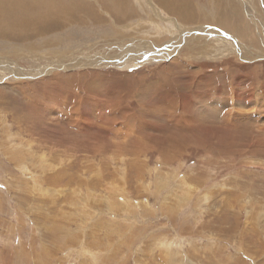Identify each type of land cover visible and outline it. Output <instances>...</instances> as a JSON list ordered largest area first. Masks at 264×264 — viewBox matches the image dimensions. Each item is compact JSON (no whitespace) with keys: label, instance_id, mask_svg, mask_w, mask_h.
<instances>
[{"label":"rangeland","instance_id":"obj_1","mask_svg":"<svg viewBox=\"0 0 264 264\" xmlns=\"http://www.w3.org/2000/svg\"><path fill=\"white\" fill-rule=\"evenodd\" d=\"M166 2L0 40V264H264V0ZM68 51L106 62L40 74Z\"/></svg>","mask_w":264,"mask_h":264},{"label":"bare ground","instance_id":"obj_2","mask_svg":"<svg viewBox=\"0 0 264 264\" xmlns=\"http://www.w3.org/2000/svg\"><path fill=\"white\" fill-rule=\"evenodd\" d=\"M84 1V2H83ZM82 2L80 0H70V4L68 5V3L66 2V0H62V3H60V0H0V40L4 38L11 43L10 41H17L16 43L18 44H25L27 43V41L31 38H35L38 36H43L44 40L45 39V35L50 34V33H54L57 31H62L63 29H66L65 27H69L67 26L68 24L73 23L75 25H83L82 23L87 21L89 17L94 18V21L99 22L104 20L106 17L109 16V18L111 17H115V14H122L121 16H124V12L128 11V7H125L123 9H121L120 7L124 6V4L127 2V0H125L124 2H122L121 0H83ZM102 1H106L107 4L104 5L102 7ZM157 2H159L161 5H164L166 8H172L170 5L166 4L167 0H156ZM165 1V2H164ZM175 1V0H174ZM177 1V0H176ZM186 0H179L178 4H176V10L177 11H186L187 17L189 18L190 15L192 14H188L187 9L184 7ZM82 5H81V4ZM65 5L67 7V11L64 10V6ZM132 5V4H131ZM82 6L84 7L82 9ZM175 6V4H174ZM221 7V6H220ZM132 8V7H130ZM133 9V8H132ZM168 10V9H167ZM175 10V11H176ZM117 11H119L120 13H117ZM174 11V12H175ZM127 15V14H126ZM177 15V14H176ZM130 16V15H129ZM132 16V15H131ZM130 16V17H131ZM134 16V15H133ZM177 16L183 17V14H178ZM129 18V17H128ZM183 19V18H182ZM194 19V17H193ZM106 20V19H105ZM192 20V19H191ZM225 20V19H224ZM122 21V19H121ZM128 22L129 19H125V22ZM195 21V20H194ZM74 22H80V24H76ZM126 22V23H127ZM198 22V21H197ZM86 23V22H85ZM104 25V24H103ZM102 25V26H103ZM120 25V24H119ZM118 26V25H117ZM132 28V26H130ZM213 27V26H212ZM120 28V27H119ZM129 28V26H128ZM80 29V27H79ZM125 31V30H124ZM131 31V29H130ZM180 34L177 38L176 36V41L178 42V48H181V45L184 44H188L189 42H191L192 40H194V38L196 36H192V32H188L182 29H179ZM217 31L219 30H213L212 32L208 33L209 36H215L216 38H218V40H220L221 42H223L224 47L226 46V48L229 46V48L231 50L234 49V46L232 45V42L220 37V31L217 33ZM245 31V30H242ZM128 32V30H127ZM121 33V40L118 38V41L120 42V45L118 46V48L115 50V54L114 55H118L119 54H124L126 52H129L128 56H129V60L132 61V63L138 64L139 61L140 63L145 62V60L143 59V55H145L146 53V48L148 45L151 46V48L155 50H158V48H162V46L157 45V39L152 41H149L148 39L146 40V44L143 40H141V37H133V36H129L126 35L128 33ZM202 32V31H201ZM143 34V33H141ZM194 34V33H193ZM203 34V33H202ZM205 35V34H204ZM145 36V35H144ZM174 36V37H175ZM58 37V36H57ZM247 37V36H246ZM229 38V37H228ZM243 38H245V35L243 36ZM202 39V38H201ZM230 39V38H229ZM231 39H234V37ZM32 40V39H31ZM160 40V39H159ZM189 40V41H188ZM195 40H198L197 38H195ZM47 41V40H46ZM49 41V40H48ZM47 41V43H45V46L43 47H47L48 44L53 45L54 43H49ZM52 41V40H50ZM174 41V40H173ZM77 42V41H76ZM171 43V42H169ZM7 44V43H6ZM145 44V45H144ZM59 45V44H58ZM171 45V44H170ZM222 46V45H220ZM53 47V46H52ZM55 47V46H54ZM142 48L140 51L136 52L137 49ZM158 47V48H157ZM175 47V46H174ZM31 48V47H30ZM48 48V47H47ZM72 48V47H71ZM77 48V47H76ZM173 48V47H172ZM176 48V47H175ZM32 49V48H31ZM31 49L28 50L27 54H32V55H36V51H32ZM38 49V48H37ZM50 49V48H48ZM177 49V48H176ZM9 50V49H8ZM7 50V51H8ZM36 50V48H35ZM44 50V49H42ZM78 50V49H77ZM83 50V49H82ZM94 50V49H93ZM92 50V51H93ZM179 50V49H178ZM73 51V50H71ZM70 51V52H71ZM76 51V50H75ZM243 51V50H242ZM24 52V50H23ZM40 52V51H38ZM68 51L67 56H64V59H54V61H52L48 67H44L45 70L47 72H42L40 71L39 68L38 71H40L41 75L44 76H53L55 78V76H57V72H71L73 70L76 69H80V68H86V67H94L93 65H95L96 67H100L101 63H104L106 61L105 56L100 54L99 56H93L91 57V55H88V59L84 60L83 57H86L82 52L81 53H77L78 55H75L76 53L69 54L70 53ZM80 52V51H79ZM113 52V51H110ZM139 52H142V56H140L139 58L136 56ZM227 52V51H226ZM241 52V51H240ZM244 52V51H243ZM18 53V52H17ZM22 53V52H21ZM61 53V52H60ZM155 53H157V51H155L153 53V55H155ZM178 53V52H177ZM23 54V53H22ZM49 54V53H48ZM54 54V52H53ZM8 55V54H7ZM40 55V54H39ZM161 53H158L157 57H161ZM172 55V54H171ZM19 56V55H18ZM21 56V55H20ZM37 56V55H36ZM60 56V55H59ZM173 56V55H172ZM171 56V57H172ZM7 57V56H6ZM10 57V56H9ZM23 57V56H21ZM25 57V56H24ZM43 57V56H42ZM99 57V58H98ZM113 57V54H112ZM154 57V56H153ZM170 57V56H169ZM241 57L242 60H248V58L246 59L245 57V53L241 52ZM20 58V57H19ZM46 58V57H45ZM67 58V60H65ZM98 59V60H94V59ZM109 58V57H108ZM132 58H136L135 61H138L137 63H134ZM154 58V59H156ZM168 58V57H167ZM7 59V58H6ZM22 59V58H21ZM27 59V58H25ZM39 59V58H38ZM4 60V59H3ZM20 60V59H18ZM33 60V59H32ZM36 60V59H35ZM47 60V59H46ZM57 60V61H55ZM65 60V61H63ZM109 60V59H108ZM11 61V60H10ZM22 61V60H21ZM28 61V60H27ZM40 61V60H39ZM110 61V60H109ZM15 62V61H13ZM30 62V61H29ZM49 62V61H48ZM4 63V62H3ZM44 63V62H43ZM120 63V62H119ZM131 63V64H132ZM10 64V63H9ZM13 64V63H12ZM16 64V63H15ZM33 64V63H32ZM42 64V63H41ZM109 64V63H108ZM19 65V64H18ZM47 65V64H46ZM98 65V66H97ZM10 66V65H9ZM14 66V67H13ZM13 66H10L9 68H7L5 65L1 64L0 62V73L7 71V69L12 70L11 72L16 74V76H19L20 78H25L24 74L27 73H23V70L19 67H15V65L13 64ZM38 67V65H37ZM24 68V67H23ZM29 68V67H28ZM36 67H34L35 69ZM42 69V68H41ZM159 71V70H158ZM10 74V73H9ZM38 75V74H37ZM36 75V76H37ZM1 76V75H0ZM9 76V75H8ZM29 76L31 79L34 78L31 75H26ZM1 77H7V76H1ZM13 77V76H12ZM8 78V77H7ZM10 78V77H9ZM17 79V78H16ZM52 79V78H51ZM61 79V78H60ZM67 79V78H66ZM120 79V78H119ZM18 80V79H17ZM55 80V79H54ZM68 80V79H67ZM51 81V80H50ZM53 81V80H52ZM101 81V80H100ZM31 82V81H30ZM121 82V81H120ZM58 83V82H57ZM79 84V83H78ZM143 84V83H142ZM241 85V83H240ZM61 86V85H59ZM58 86H56L57 88ZM143 87V86H142ZM109 88V87H108ZM79 90V89H78ZM62 91V90H61ZM84 91V90H82ZM149 92V91H148ZM147 92V93H148ZM53 93V92H52ZM66 93V91H65ZM102 94V93H101ZM55 95V94H54ZM53 97V96H52ZM60 97V96H58ZM130 97V96H129ZM124 98V96H123ZM241 99V95L237 96L236 100L239 103ZM121 100V99H120ZM142 101V99H141ZM144 101V100H143ZM45 102V101H44ZM79 103V102H78ZM143 103V102H142ZM104 104V103H103ZM148 104V103H147ZM92 105V104H91ZM98 105V104H97ZM96 105V106H97ZM142 106V105H141ZM78 107V106H77ZM127 109V108H126ZM80 109H76L75 113L79 114ZM156 110V109H155ZM123 112V111H122ZM28 115V114H27ZM85 115V114H84ZM80 116V115H79ZM82 117V115H81ZM87 117V116H86ZM20 119V118H18ZM22 119V118H21ZM80 120H82L80 118ZM20 121V120H19ZM83 123V121H81ZM80 122V123H81ZM29 124V123H28ZM79 124V122H78ZM86 124V125H85ZM31 125V124H30ZM83 125L87 126L88 123L85 121V123H83ZM125 125V124H124ZM77 127H79L78 129H80L81 127L78 125ZM84 127V126H83ZM101 127V126H100ZM130 127V125H129ZM54 129V128H53ZM27 130V129H25ZM63 130V129H62ZM65 130V129H64ZM134 132V131H133ZM39 133V132H38ZM97 133V132H96ZM95 135V134H94ZM102 136V135H101ZM97 138V137H96ZM74 139V138H73ZM53 142V141H52ZM78 142V141H76ZM60 143V142H59ZM67 144V143H66ZM135 146H138V142L135 143ZM64 145V144H63ZM58 146V145H57ZM76 146V145H75ZM140 151V150H139ZM15 157V156H14ZM58 226V225H57ZM67 226V225H66ZM62 227V226H61ZM68 228V227H67ZM61 229V228H60ZM71 232V230L69 231ZM73 233V232H72ZM62 234V233H61ZM60 236V235H59ZM65 236V235H64ZM72 236V235H71ZM67 237V235H66ZM63 239V238H62ZM48 253V252H47ZM46 253V254H47ZM49 256V255H46ZM44 257V256H43ZM42 257V258H43ZM47 262V261H46ZM38 263V262H37ZM45 263V262H44Z\"/></svg>","mask_w":264,"mask_h":264},{"label":"crops","instance_id":"obj_3","mask_svg":"<svg viewBox=\"0 0 264 264\" xmlns=\"http://www.w3.org/2000/svg\"><path fill=\"white\" fill-rule=\"evenodd\" d=\"M108 18H109V17H106L105 19L108 20ZM105 19H104V20H105Z\"/></svg>","mask_w":264,"mask_h":264}]
</instances>
